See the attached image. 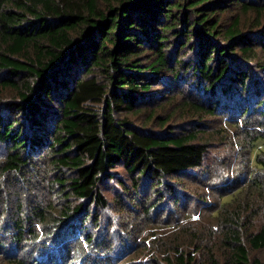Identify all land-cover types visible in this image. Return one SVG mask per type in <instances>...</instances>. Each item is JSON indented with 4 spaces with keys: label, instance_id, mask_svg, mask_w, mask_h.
<instances>
[{
    "label": "trees",
    "instance_id": "1",
    "mask_svg": "<svg viewBox=\"0 0 264 264\" xmlns=\"http://www.w3.org/2000/svg\"><path fill=\"white\" fill-rule=\"evenodd\" d=\"M249 13L256 15L253 30L244 28L242 15ZM263 14L264 0H0V92L13 93L0 105V200L4 181H32L35 168L43 169L50 186L48 201L32 202L28 210L25 196L14 197L18 215L10 223L0 214V250L10 244L23 254L9 262L27 264L29 247L56 243L47 248L50 264H115L82 226L94 219L98 224L97 214L111 207L104 182L118 185L115 204L133 218L134 230L142 232L147 223L156 235V227H169L155 213L163 215L165 196L173 209L185 208L188 200L178 190L186 189L190 171L202 167L207 144L198 129H145L129 116L171 101L175 92L197 115L222 114L241 102L239 119H247L249 98L264 103V87H256L264 76ZM193 90L198 101L183 96ZM222 119L244 135L236 137L241 149L252 152L264 125ZM242 125L249 127L242 132ZM258 154L243 159L247 170ZM261 179L250 174L241 186L235 175L230 187L218 189L211 215L219 220L221 253H209L207 264H264L249 256V249H264V223L244 235L254 194L264 193ZM8 210L4 205L1 212ZM66 231L76 246L69 247ZM182 242L165 253L164 264L196 263L193 254L203 247H187L192 251Z\"/></svg>",
    "mask_w": 264,
    "mask_h": 264
},
{
    "label": "rangeland",
    "instance_id": "2",
    "mask_svg": "<svg viewBox=\"0 0 264 264\" xmlns=\"http://www.w3.org/2000/svg\"><path fill=\"white\" fill-rule=\"evenodd\" d=\"M254 17H256V15L253 13L242 15L243 22H245V29L253 30L256 28L249 27ZM262 23L264 24V14ZM259 31L262 34V31ZM257 80L258 84L256 87H264V76H258ZM183 83L184 82L180 85ZM180 85L176 87V89H178ZM179 89L176 92H179ZM165 90L166 86L159 88V94ZM171 95L175 96L171 101L164 100L161 106H159L160 104L149 105L148 107L141 109L138 113L131 114L129 116L130 120L138 127L152 130L181 132L184 129H198L200 132L199 136L201 137L200 141L207 144L206 158L200 170L190 171V174H187V177L190 178V180L185 181L187 186L186 189L178 190V192L188 200V204L185 208L180 211L173 209L168 196H165L164 200L160 203V206L162 205L164 208L163 215L155 213L154 218H156L155 220L159 218L162 220H168L170 226L166 227L167 225H164L165 229L156 227V235L153 234L155 229L152 230L147 223H144L141 226L142 232L139 233L134 230L135 222L133 218L128 216V214L124 215L119 213L121 206L115 204L114 194L115 191L119 189L116 182L109 181L102 184V189L110 201L111 207L108 210L100 211L99 214H97V220L99 221L98 224L94 225V219L87 220L82 226L84 230L88 231V235L92 236L91 238L92 240L94 239L93 242H95L96 245H102L105 247L107 250V257L111 258V261L115 264H134L135 262L133 261L146 264L152 261L154 257H158L161 262L165 253L168 251L172 252V247L177 244L179 240L183 241L182 243L185 245L184 248L193 247V244H199L202 246L203 248H201L200 251L194 254L191 252V255L193 254L196 258L195 264H207L209 253L213 252L216 255L221 253L219 242L222 233L219 231V220L211 215L215 205H218L220 202V197L217 193L218 189L230 187L232 184H230L228 180L232 179L235 175L241 180L239 183L241 186L245 184L248 175H252L256 172L257 175L262 178L261 180H264V166H261L258 163H264V152H261L264 150V133H262L263 136L254 139L257 140L252 152H249L246 149L244 151L241 149V145L238 144L239 140L236 139L237 135L238 138H244V135L239 133V130L235 131L232 124L228 123L226 125L223 122V119L221 120L223 115H228L234 120H240L238 112L240 111L241 105L245 104H242L241 102L233 104L225 110L226 112L214 116L203 114L197 115L188 110L184 105L185 100L180 99V94L177 95L174 92ZM183 96H187L189 99H193V101H195L196 98V101L199 100L194 90L189 93V95ZM12 97L13 93L11 90L7 89L1 91L0 105L9 101ZM253 99L254 98H249L248 100L253 102L251 105L252 108L250 109L252 113L249 114L247 119L243 120L244 118H242L239 122H241V124L246 122L249 126L258 122L261 123L259 125L261 127L262 124L264 125V103L257 104ZM248 119H250V121H247ZM199 121L200 123L198 124ZM178 126L179 128L177 129ZM259 126H255V129ZM248 127L242 125L240 130H246ZM234 133L235 135L233 137ZM224 135L227 136L225 140L222 139V136ZM1 152H3V149L0 147V157H2ZM255 153H259L257 156L258 162L253 166V170H247L244 166L243 159L247 158L249 155L250 157H253ZM46 156V154L41 156L40 164L42 161L46 162ZM120 171L121 170H113V172L117 173H120ZM35 172L37 175L31 178L32 181L23 182L21 184H16L15 182H13V184L6 181L3 182V192L0 201H4L8 197L10 198V203L5 201L4 203H0L2 223H10V221L18 215L15 214L16 206L15 202H13L15 201L14 197H26L27 202L24 204L26 210H28L32 202L48 201V189L50 188L48 185L49 181H47L48 178H45L42 168H35ZM246 172H248V175H246ZM227 177H229V179H227ZM221 180L226 184L221 185ZM162 191L164 192V190ZM242 196L243 195H241L240 198H242ZM254 197L256 200H254L253 213L250 217L249 228H245L244 235L245 231H255L260 223H264V193L260 195L259 192L256 191ZM248 199L250 201L253 200L251 195ZM74 203L76 205L79 204L77 201L73 202V204ZM4 205H7L9 210L8 212L2 213L1 210L4 209ZM235 205L236 203H233L228 208L233 209ZM169 213H171V216H168ZM120 219H123V223L126 224L124 229L119 225L121 223ZM58 229L59 228H56L53 233L57 232ZM78 234H80V231H78L76 235ZM81 234L83 235V233ZM0 235H4L3 232H0ZM70 235V231L65 232L67 239ZM153 238L155 239L152 243L150 241ZM68 245L72 248L73 246H76V242L69 238ZM47 246V248H55L58 244L48 243ZM246 247H248V245H246ZM47 248H44L41 244L29 247L30 252H27L26 255L28 257L27 264H32L31 260L45 261V264H50V258L46 256L47 252L50 250ZM187 249L192 250V248ZM3 251H7V254L13 253V256L11 255L12 258L10 255H3ZM1 252V264H11L9 260L15 261V259L18 260L23 257V254L18 252L16 247L10 246V244L7 248L0 250V253ZM24 253L26 254V252ZM249 256L251 260L258 259L264 261V249H249ZM164 263L165 262L162 261L161 264ZM74 264L82 263L75 262Z\"/></svg>",
    "mask_w": 264,
    "mask_h": 264
}]
</instances>
